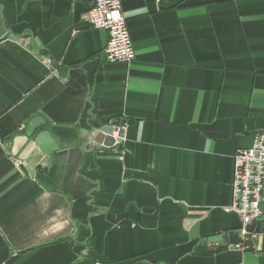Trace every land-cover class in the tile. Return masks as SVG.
<instances>
[{
  "label": "crops",
  "instance_id": "obj_1",
  "mask_svg": "<svg viewBox=\"0 0 264 264\" xmlns=\"http://www.w3.org/2000/svg\"><path fill=\"white\" fill-rule=\"evenodd\" d=\"M120 1L128 64L88 0H0V264H264V190L254 237L229 210L264 130V0Z\"/></svg>",
  "mask_w": 264,
  "mask_h": 264
},
{
  "label": "built area",
  "instance_id": "obj_2",
  "mask_svg": "<svg viewBox=\"0 0 264 264\" xmlns=\"http://www.w3.org/2000/svg\"><path fill=\"white\" fill-rule=\"evenodd\" d=\"M90 8L85 21L90 28L108 34L103 49L106 63L128 64L135 60L120 0H88ZM49 63L48 60H46ZM232 200L229 210L240 219L239 235L254 237L253 225L261 216V194L264 190V130L255 134L251 147L238 150L233 159Z\"/></svg>",
  "mask_w": 264,
  "mask_h": 264
},
{
  "label": "water",
  "instance_id": "obj_3",
  "mask_svg": "<svg viewBox=\"0 0 264 264\" xmlns=\"http://www.w3.org/2000/svg\"><path fill=\"white\" fill-rule=\"evenodd\" d=\"M117 132V137H114V133ZM123 136V130L122 129H116L110 126H104L101 127L98 132L96 133V137L94 139V141L105 147V148H111L114 146L115 143H120L121 142V138ZM226 242V241H225ZM203 247H207L206 243H202ZM228 245L227 243H225L222 246H217L214 249H208L209 252L213 253V252H217L222 248H227Z\"/></svg>",
  "mask_w": 264,
  "mask_h": 264
},
{
  "label": "trees",
  "instance_id": "obj_4",
  "mask_svg": "<svg viewBox=\"0 0 264 264\" xmlns=\"http://www.w3.org/2000/svg\"><path fill=\"white\" fill-rule=\"evenodd\" d=\"M44 172H47L46 169H40L39 172H37V175H36V176H37V178H38L39 180H40V178H41V176H42L41 174L44 173ZM48 173H49V172H48ZM43 177H44V176H43ZM41 180H42V179H41ZM41 182H42V181H41Z\"/></svg>",
  "mask_w": 264,
  "mask_h": 264
}]
</instances>
